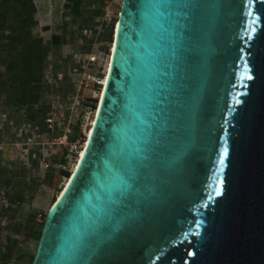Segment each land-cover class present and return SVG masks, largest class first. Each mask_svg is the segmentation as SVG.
Instances as JSON below:
<instances>
[{"label":"water","instance_id":"1","mask_svg":"<svg viewBox=\"0 0 264 264\" xmlns=\"http://www.w3.org/2000/svg\"><path fill=\"white\" fill-rule=\"evenodd\" d=\"M118 22L32 264H264V0H122Z\"/></svg>","mask_w":264,"mask_h":264},{"label":"rangeland","instance_id":"2","mask_svg":"<svg viewBox=\"0 0 264 264\" xmlns=\"http://www.w3.org/2000/svg\"><path fill=\"white\" fill-rule=\"evenodd\" d=\"M34 4L37 21L32 29L34 35L48 41L53 33L66 34V42L53 47L48 54L44 80L49 88L43 92L41 101L49 104L46 116L52 115L58 121V131L69 124L77 136L87 130L92 118L95 94L110 49L107 36L113 30L122 0H94L84 6L83 15L87 19L93 15L87 25L81 24V17L72 18L66 12L64 0H34ZM1 98L0 264H32L39 243L34 235L43 226L47 208L67 172L59 168L44 171L27 167L16 159L11 145L6 143L26 123L28 115L25 108L5 106ZM54 160L59 162V156Z\"/></svg>","mask_w":264,"mask_h":264},{"label":"trees","instance_id":"3","mask_svg":"<svg viewBox=\"0 0 264 264\" xmlns=\"http://www.w3.org/2000/svg\"><path fill=\"white\" fill-rule=\"evenodd\" d=\"M91 2L94 0H64L63 6L72 18L79 16L81 24L87 25L93 15L87 19L83 7ZM35 12L34 0H0V96L5 106L25 108L28 115L25 122L36 123L43 129L49 108V104L41 101L43 92L49 88L44 80L47 57L53 47L66 42V34L53 33L48 41L34 35ZM112 33L110 29L109 42ZM42 225L34 235L38 240L44 223Z\"/></svg>","mask_w":264,"mask_h":264},{"label":"built area","instance_id":"4","mask_svg":"<svg viewBox=\"0 0 264 264\" xmlns=\"http://www.w3.org/2000/svg\"><path fill=\"white\" fill-rule=\"evenodd\" d=\"M99 84L101 85V79ZM72 132L69 124L62 126L58 132V121L52 115H47L44 119L43 129L36 123H23L14 131L13 139L6 145H11L12 153L24 166H34L44 171L52 168L66 171L67 173L62 175L65 181L82 147L86 130L79 132L75 138H73L75 135ZM2 149L0 143V150ZM57 155L60 158L59 162L54 160ZM69 161H72L70 166H68Z\"/></svg>","mask_w":264,"mask_h":264},{"label":"bare ground","instance_id":"5","mask_svg":"<svg viewBox=\"0 0 264 264\" xmlns=\"http://www.w3.org/2000/svg\"><path fill=\"white\" fill-rule=\"evenodd\" d=\"M119 31H120V22H118V23L115 22L114 26H113V33H112L113 37H112V40L110 42L109 54H108L107 62L105 64L104 74L101 78V85H100L98 92H96V94H95L96 105H95V108L93 110L90 126L85 132L84 142L82 143V147L78 152V155L76 157V160L74 162V165H73V168H72L70 174L66 177L64 183L62 184L60 190L57 192L55 198L49 204L47 211H49V209H50V211H52L54 209V207L56 206V204L59 201H61L64 194L66 193V191L69 189L70 185L72 184V181H73L74 177L76 176V174H77V172H78V170L82 164V161L86 155V152L89 148V145H90V142L92 139V135H93V132H94V129L96 127L97 120L99 117V113H100L101 105L103 102L104 94L106 91V87H107V83H108V79H109V75H110V71H111V67H112V63H113V59H114V55H115V51H116V47H117V38H118V32Z\"/></svg>","mask_w":264,"mask_h":264}]
</instances>
